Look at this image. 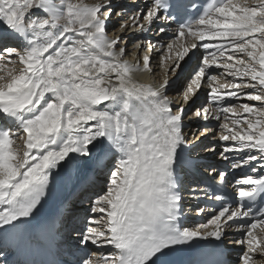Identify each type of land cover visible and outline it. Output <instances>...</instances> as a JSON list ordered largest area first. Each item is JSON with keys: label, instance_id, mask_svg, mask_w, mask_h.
<instances>
[{"label": "snow or ice", "instance_id": "obj_1", "mask_svg": "<svg viewBox=\"0 0 264 264\" xmlns=\"http://www.w3.org/2000/svg\"><path fill=\"white\" fill-rule=\"evenodd\" d=\"M113 15L122 18L126 12L116 11L112 0L93 5L0 0V25L21 44L0 51V70L6 69L0 74V229L23 236L26 218L47 193L54 170L72 168L107 141L119 158L106 192L92 202L97 217L89 218L80 239L115 249L103 255V264H163L161 258L177 246L221 241L232 224L243 236L236 243L246 245L241 264H251L253 254H264V235L256 231L264 233V175L252 167L256 175L235 181V207L227 196H214L223 206L207 224L180 227L176 165L184 162L187 109L165 94L171 83L167 78L159 87L133 80L140 63L123 59L127 48L120 41L130 27L145 32L156 22L182 20L176 40L160 49L161 67L178 73L191 50L204 49L184 101L206 80L210 100L219 107L205 106L194 116L207 120L214 114L219 120L225 115L220 140L230 143L221 155L240 154L233 168L264 162V0H207L202 9L192 0H151L150 7L129 17L130 23L121 24V35L111 38L107 24ZM185 37L192 38L188 46ZM174 46L182 50L173 56ZM143 47L137 42V49ZM147 48L156 51L150 43ZM142 62L148 70L150 55H143ZM213 66L240 82L213 86L217 77L208 74ZM229 98L260 106L244 103L237 113L233 106H221L230 104ZM259 167L264 169V163ZM219 180L225 182V173ZM81 264L96 262L90 255Z\"/></svg>", "mask_w": 264, "mask_h": 264}, {"label": "bare ground", "instance_id": "obj_2", "mask_svg": "<svg viewBox=\"0 0 264 264\" xmlns=\"http://www.w3.org/2000/svg\"><path fill=\"white\" fill-rule=\"evenodd\" d=\"M73 2L93 5L96 3H101L102 0H73ZM112 3L116 11L124 10L126 12V15H124L122 18H118L117 16L113 15L108 21L107 34L109 37L114 38L118 35H121V24L125 23L126 21L130 23L129 17L140 10L150 7L151 0H112ZM160 27H165L166 31L161 33L159 31ZM131 29L135 30L136 28L130 27L123 34L120 44L121 46H126L127 48V55H125L123 59L132 64L137 63V61L140 63V70L134 71L132 73L133 80L140 84L159 87L160 84H162L167 78L169 81H171V83L165 90V94L174 102V104L181 103L184 104L185 107L188 105L189 101L193 100V98H196L198 93H200L202 90L201 96H198L194 101V104L197 106V108H195L188 115L186 114L184 117L185 126L183 128V132L187 139V145L182 146L181 154L184 157L196 158L198 161L196 165L199 168H201V165H203L204 167H208L211 172H216V174L221 172L225 173L227 184L235 192L238 187L235 184L237 179L247 175H256V173L251 171L252 167H256L257 172L262 175V173H264V169H261L259 164L264 162L257 161L252 162L250 165H244L240 168H233L232 165L240 159V154L233 152L225 153L227 159L221 155V153L224 152L225 147H227L230 143L220 140V135L222 134L220 125L225 122V115L223 113L220 114L219 120L215 118L214 114H210L207 120L203 119V117L194 116V113L197 109H202L205 106L209 107L210 109L219 107L210 100V87L206 80L203 82V87L198 90L194 97H191L187 102L184 101V90L194 76L195 72L198 70L200 64V59L198 57L204 54V49L198 48L191 50L189 56L186 57L182 62L183 65L188 60V58H191L190 65L193 64L194 66H191L190 68L184 66L183 68L181 67L179 69L178 73L185 75L183 82H187L186 84H181L180 86V83L176 82H180V78L178 80L176 79L178 73H166L165 69L161 67L160 64V49L166 48L169 43H172L176 40V28L173 26V24L170 21L165 24L156 22L151 25L149 30L145 32H140L138 29L132 32ZM7 33L8 32L4 26L0 25V35L4 36V34L6 35ZM185 38L192 39L191 37ZM182 41H184V38H182ZM137 42H142L144 47L142 49H137ZM189 42L191 44L192 40H189ZM149 43L156 49V51H153L152 53L153 55L151 56L149 69L145 70L143 68L142 57L145 54L150 55L151 52H149L147 48ZM5 46L19 48L21 44L15 39V37L8 36L6 38L0 39V51H2ZM178 50L180 51L181 49L174 46L171 54L174 56ZM192 52H194L195 55H192ZM12 59H16L15 56H13ZM245 59L247 58L245 57ZM5 63H7V61H5ZM168 63H171V61H168ZM220 63L222 64L224 61L221 60ZM8 67H15L18 69L20 65L16 64L13 66L9 64ZM5 71L6 69L0 70V74H4ZM208 74L215 75L217 77V81L214 82L213 86L216 84L224 85L240 82L239 80H233L232 77L228 76L224 72V69L217 68L215 66H213ZM205 93H208L209 97H206V101H204L203 98ZM229 99L230 104L221 106H233L234 111L237 113H242L241 105L244 103L255 104L257 107L260 106V102L249 101L247 98ZM173 110L175 111V107ZM243 115L248 114L244 113ZM228 116L231 118L232 114L229 113ZM218 122L219 125H217ZM228 122L230 123V119ZM195 135H197V137ZM17 145L21 147V150L23 149L21 140H17ZM91 151L92 156L90 158L82 159L72 168H62L61 171L64 179V193H67L68 190L72 189L74 182L79 183L82 180V176H85V179L82 182L84 185L83 190L76 194V198H74V202L71 203V205L69 201L63 202V192L57 196V198L59 200L61 199V201L64 203L62 217L63 220L60 223L61 231H64L61 243H65V246L62 248L64 250L62 260L69 261L70 264H78L80 260L87 259L90 255L96 264H103V255H107L115 251L112 246L98 247L97 245H93L90 242L88 244L80 243L81 233L88 226L89 218L97 217V214L91 212L92 202L97 198V196L103 195L106 192L110 179V172L114 168L117 159L119 158V153H117L114 149L111 151L108 150L107 141L97 143L95 148ZM110 157H114L115 160L107 161V159ZM94 164L99 165L96 167L99 174L93 177ZM176 174L177 187H180V191L183 192L182 202H184L186 205V220L182 223V226L187 228H195L200 225L207 224L212 216L218 212L206 202V200H210L213 197L208 195V192L206 195L204 188L200 187L197 180L194 178L195 176L189 175L190 173H188L185 169L176 170ZM82 198L84 200H82ZM235 206L236 205H233V207ZM201 208L205 209L206 211L204 213H200L199 209ZM256 231L258 235H264V233H260L259 228ZM68 234L69 237H67ZM225 239L226 246L228 247L229 264H241V261L238 262V260H241L240 257L243 253V250L246 248V245L236 243V241L243 239L241 232L237 230V225L230 226V228L226 231ZM86 250H89L90 253H86ZM11 255V249L7 246L5 241V233L2 229H0V264H10L12 261ZM251 264H264V254H253Z\"/></svg>", "mask_w": 264, "mask_h": 264}, {"label": "rangeland", "instance_id": "obj_3", "mask_svg": "<svg viewBox=\"0 0 264 264\" xmlns=\"http://www.w3.org/2000/svg\"><path fill=\"white\" fill-rule=\"evenodd\" d=\"M136 30V29H135ZM134 29H131V31L132 32H134L135 31ZM189 40H192V39H189V38H184V41H183V43H184V45L185 46H188V45H190V42H189ZM182 50V49H181ZM179 51V50H178ZM177 52V51H176ZM191 57V56H190ZM199 59H200V61L202 60V58H203V54L202 55H200L199 57H198ZM190 62H191V58H188V60L182 65V68L184 67V66H186V67H191V66H194L193 64H191L190 65ZM187 64H188V66H187ZM187 69V68H186ZM180 73H178V76H177V80L179 79L180 80V82L179 81H176V82H178V83H180L179 85L181 86V84L182 85H184V84H186L187 82H183L184 81V77H185V75L184 74H180ZM183 87V86H182ZM202 91V90H201ZM201 91H200V93H198V95L196 96V98L198 97V96H201ZM208 92H209V90H208ZM207 96H206V95ZM202 97L204 98V101H206L207 100V98H209L208 97V93H205ZM207 97V98H206ZM196 98H193V100H190L189 101V103H188V105L186 106L187 107V111H186V114L188 115L190 112H192L195 108H197V106L194 104V101H195V99ZM199 100V99H198ZM184 103V102H183ZM217 125H219V122H218V124ZM218 131V130H217ZM199 134V133H198ZM208 134V133H207ZM206 134V135H207ZM196 137H197V135H195ZM201 141V140H200ZM109 160H115L114 159V157H110L109 159H107V161H109ZM98 174V173H97ZM103 183V182H102ZM76 198V197H75ZM74 202V198H72L71 200H70V205H71V203H73ZM86 229V228H85ZM84 229V230H85ZM246 249V248H245ZM245 249L243 250V252L245 251ZM238 260V259H237ZM241 260H238V262H240Z\"/></svg>", "mask_w": 264, "mask_h": 264}]
</instances>
